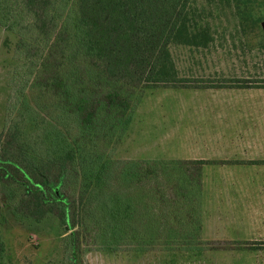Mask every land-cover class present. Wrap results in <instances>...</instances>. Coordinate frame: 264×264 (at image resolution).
Wrapping results in <instances>:
<instances>
[{"label": "trees", "instance_id": "1", "mask_svg": "<svg viewBox=\"0 0 264 264\" xmlns=\"http://www.w3.org/2000/svg\"><path fill=\"white\" fill-rule=\"evenodd\" d=\"M249 2L0 0L4 47L10 51L8 34L16 39L13 105L0 132V264H12L4 210L20 222L57 218L68 230L66 264H81L89 238L107 252L207 250L203 168L246 162L120 159L115 152L147 90L196 88L180 76L172 48H208L212 11L239 17ZM208 88L264 89V81Z\"/></svg>", "mask_w": 264, "mask_h": 264}, {"label": "rangeland", "instance_id": "2", "mask_svg": "<svg viewBox=\"0 0 264 264\" xmlns=\"http://www.w3.org/2000/svg\"><path fill=\"white\" fill-rule=\"evenodd\" d=\"M202 3L203 0H200ZM236 12L214 9L207 17L211 24L214 41L206 49L173 47L172 54L180 76L194 79L196 88H160L147 90L136 111L127 135L117 147L115 156L120 159L148 160L163 155L175 154L170 147L172 140H166V132L182 133L194 138L201 128L206 140H226L235 132L250 129L246 122L236 124L228 113L220 121L212 120L214 110L244 111L253 94L246 91H260L257 88H208L211 83L218 85L225 80L264 81V0H250ZM210 12H206L208 16ZM7 33L0 29V132H3L8 118L7 112L13 105L8 71L12 67L11 55L16 39L8 34L10 51L4 47ZM200 87V88H197ZM258 98V97H256ZM207 112V113H203ZM203 113V114H202ZM212 114V115H211ZM200 115V116H199ZM198 116L202 122H198ZM213 121V125L212 122ZM210 121V122H209ZM226 121V122H225ZM217 148V149H216ZM207 157L216 159L229 154V147H205ZM234 151L238 147H230ZM252 158H264V147H254ZM171 150V151H169ZM204 150V151H205ZM163 159V158H160ZM213 161L214 160H209ZM259 161V160H258ZM261 161V160H260ZM237 169L227 170L229 180H244L253 186L264 187V162L244 164ZM210 166L205 169L207 185L211 186L213 174ZM241 171V172H240ZM224 174L218 173L220 179ZM204 178V174H203ZM254 210L244 211L241 220L236 218L234 226L212 224L213 210L208 219L202 218V245L207 250L193 253L190 251H119L107 252L93 247L91 239L83 241L80 256L81 264H264V224L260 211L264 203L250 197ZM203 203V202H202ZM213 205L212 201L208 203ZM258 205L261 207L259 208ZM203 210V208H202ZM204 211V210H203ZM6 218L3 226V239L10 253L12 264H66L68 254L64 246V237L68 230L61 226L53 216L40 223L20 222L4 210ZM250 215L254 218H250ZM227 224V220H225ZM226 231V232H223ZM232 231V232H230ZM230 232V233H229ZM227 233V234H223ZM260 243V244H259Z\"/></svg>", "mask_w": 264, "mask_h": 264}, {"label": "crops", "instance_id": "3", "mask_svg": "<svg viewBox=\"0 0 264 264\" xmlns=\"http://www.w3.org/2000/svg\"><path fill=\"white\" fill-rule=\"evenodd\" d=\"M246 93L253 94L251 96L254 97V100H251L248 106L244 105L237 107V109L244 107V111H241L240 109L239 112H237V110L235 112L230 111V109L227 111L221 109H219V111L214 110L212 112L214 115L211 118L213 121L215 119L220 121V117H225L228 113H230L236 124L246 122L250 129L244 127L243 130H240L242 132H235L232 138H226V140H219L218 138L213 141L210 139L206 140L205 136L202 134L201 128H197L200 133H198V135L194 138H187L185 136V130H183L182 133L175 132V134H172L174 131L172 133L166 132V140L173 141L170 147L172 148L181 146L182 148L183 146V149L172 148L173 151H176L175 154L173 153L169 155H163L157 159L163 158L166 160H214L244 162L258 160L264 161V158H252L253 152L261 151L260 149L255 150L254 147H264V90H257L255 92L246 91ZM203 113L205 114L207 112ZM199 116L197 121L202 122ZM226 118L227 117H225V120ZM212 120L211 122L213 125ZM205 147H218L220 149L229 147V154L216 159L208 158L206 156L208 150H205ZM230 147H238L239 149L234 151L233 149H230ZM209 166V171H211L213 174L211 186L207 185L206 180H204L205 176L206 178L208 176L205 172V169L207 170L208 166H204L203 168L204 178L202 181V208L204 210V220H207L209 216V213H205V210H213L212 216L209 217L213 220L212 224L219 226H234L233 223H235L236 218L241 220L242 216L246 215L244 214V211L254 210L249 202L250 197H255L264 203V187L246 184L248 182L244 180H229L231 175L227 174V170L236 168V174H238L239 168L244 165L237 166L228 164H213ZM219 172L224 174L223 177L220 176V179L217 178ZM210 201L213 203L211 206L208 204ZM261 206H264V204ZM261 206L258 205L259 208ZM260 211H262L260 214L264 224V207ZM250 218L252 219L254 217L250 215ZM225 220H227V224L225 223Z\"/></svg>", "mask_w": 264, "mask_h": 264}, {"label": "water", "instance_id": "4", "mask_svg": "<svg viewBox=\"0 0 264 264\" xmlns=\"http://www.w3.org/2000/svg\"><path fill=\"white\" fill-rule=\"evenodd\" d=\"M262 29H263V31H264V22L262 23Z\"/></svg>", "mask_w": 264, "mask_h": 264}]
</instances>
